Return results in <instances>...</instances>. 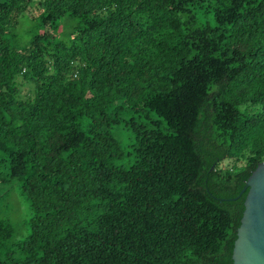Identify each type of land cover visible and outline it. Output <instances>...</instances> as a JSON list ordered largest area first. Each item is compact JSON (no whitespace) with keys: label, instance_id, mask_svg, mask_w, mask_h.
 <instances>
[{"label":"trees","instance_id":"1","mask_svg":"<svg viewBox=\"0 0 264 264\" xmlns=\"http://www.w3.org/2000/svg\"><path fill=\"white\" fill-rule=\"evenodd\" d=\"M262 161L264 0H0V264H233Z\"/></svg>","mask_w":264,"mask_h":264},{"label":"rangeland","instance_id":"2","mask_svg":"<svg viewBox=\"0 0 264 264\" xmlns=\"http://www.w3.org/2000/svg\"><path fill=\"white\" fill-rule=\"evenodd\" d=\"M28 14V17L23 16L21 23L12 29L11 41H17L19 44L25 45L32 38L36 29L34 20L30 17L35 16V11L30 8ZM62 28L65 29L63 25ZM122 118L120 123L114 126V132L123 145H126L133 137L132 131L126 127L131 118V113L123 115ZM225 163L228 164L229 161ZM0 170H5V166L1 162ZM32 215L31 202L22 192L21 183L16 179L6 181L0 179V222L5 219L14 227L11 242L24 240L31 233L29 220Z\"/></svg>","mask_w":264,"mask_h":264},{"label":"water","instance_id":"3","mask_svg":"<svg viewBox=\"0 0 264 264\" xmlns=\"http://www.w3.org/2000/svg\"><path fill=\"white\" fill-rule=\"evenodd\" d=\"M245 210L237 231L233 264H264V161L246 182Z\"/></svg>","mask_w":264,"mask_h":264}]
</instances>
